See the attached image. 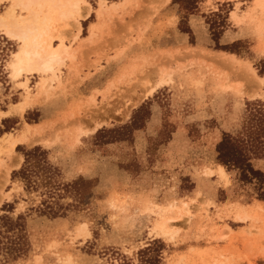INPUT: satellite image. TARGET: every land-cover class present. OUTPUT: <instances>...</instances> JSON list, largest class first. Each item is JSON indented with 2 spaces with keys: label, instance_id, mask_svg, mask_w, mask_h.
<instances>
[{
  "label": "rangeland",
  "instance_id": "obj_1",
  "mask_svg": "<svg viewBox=\"0 0 264 264\" xmlns=\"http://www.w3.org/2000/svg\"><path fill=\"white\" fill-rule=\"evenodd\" d=\"M75 1L77 10L65 4L52 14L42 36L69 46L53 80L52 72L13 77L22 42L0 28V215L26 214L30 243L0 264L122 256L137 264L154 240L164 243L161 264H264V200L217 161V144L240 129L248 103L264 104V0H203L190 12L173 0ZM12 13L29 18L3 0L0 15ZM214 21H222L217 36ZM234 44L239 53L225 48ZM142 105L139 125L124 129ZM36 146L59 181H87L77 198L62 199L74 205L61 216L39 212L43 196L13 178ZM254 166L264 172V158Z\"/></svg>",
  "mask_w": 264,
  "mask_h": 264
},
{
  "label": "trees",
  "instance_id": "obj_2",
  "mask_svg": "<svg viewBox=\"0 0 264 264\" xmlns=\"http://www.w3.org/2000/svg\"><path fill=\"white\" fill-rule=\"evenodd\" d=\"M203 0H173L172 3L180 4L184 10L190 12L198 8ZM215 15L219 16L218 13ZM186 17V16H185ZM222 21L212 22L213 34L218 35V28ZM190 32V28H181ZM225 48L232 52L239 53L233 46ZM143 105L136 111L130 125L124 129L139 125L138 114ZM100 129L96 137L104 134ZM47 150L40 146L25 149L24 162L22 166L13 171V178L23 182L25 191L28 194L39 192L43 198L37 206V210L44 215L57 217L65 214L72 203H66L62 199L67 195L74 194L77 198L81 194L80 185L85 180H75L71 183H63L58 180V168L50 163L47 157ZM264 158V104L254 101L248 103L245 117L240 129L236 133H224L217 144V161L224 164L229 170H237L240 177L255 184L257 197L264 200V172L254 166V161ZM8 210L12 211L14 206L7 204ZM33 209V208H32ZM26 214L17 216L10 214L0 215V255L6 259L21 257L30 249L27 237ZM164 243L154 240L148 247L140 250L139 262L137 264H161L162 248ZM118 264H135L131 259L122 256Z\"/></svg>",
  "mask_w": 264,
  "mask_h": 264
},
{
  "label": "bare ground",
  "instance_id": "obj_3",
  "mask_svg": "<svg viewBox=\"0 0 264 264\" xmlns=\"http://www.w3.org/2000/svg\"><path fill=\"white\" fill-rule=\"evenodd\" d=\"M17 5H20L25 11H29L28 19H23L22 22L18 20L12 13L9 18H5L0 15V28H5L9 35H14L22 42L21 51L15 54V58L11 63L12 76L18 78L26 71L32 73L43 72L53 73V77H57L56 69L57 66H61L65 63L66 57L69 54V46L63 39L56 45L52 37L43 40L45 32L51 29L50 20L53 13L60 11L61 7L65 4L72 6L76 9L77 3H71L70 0H15ZM159 6H164L171 0H155ZM77 10V9H76ZM14 12V10H12ZM81 11H87L86 8H82ZM82 15L83 12H81ZM40 21V22H38ZM43 29V30H42ZM42 30V31H41ZM234 56V55H231ZM249 75H250V68ZM262 79V78H260ZM164 79L163 82H166ZM158 83V85L162 84ZM46 87V83L44 84ZM49 86H51L49 84ZM44 89V87H43ZM155 87H151L144 94L139 96V99L145 98L153 94ZM22 103V109L24 107ZM106 120L98 121L91 131H95L102 126ZM18 164V163H17ZM221 171H224L222 165L219 166ZM252 213V212H251ZM237 216L241 221H247L249 213L246 208H241L237 212ZM255 218V217H253ZM83 224L82 226H84Z\"/></svg>",
  "mask_w": 264,
  "mask_h": 264
},
{
  "label": "snow or ice",
  "instance_id": "obj_4",
  "mask_svg": "<svg viewBox=\"0 0 264 264\" xmlns=\"http://www.w3.org/2000/svg\"><path fill=\"white\" fill-rule=\"evenodd\" d=\"M3 2V0H0V3H2ZM13 38H15V37H13Z\"/></svg>",
  "mask_w": 264,
  "mask_h": 264
}]
</instances>
